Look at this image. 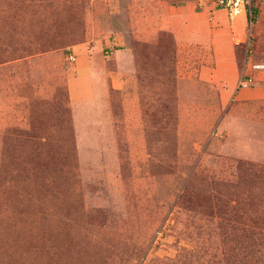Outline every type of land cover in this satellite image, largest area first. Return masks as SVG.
Masks as SVG:
<instances>
[{
    "label": "rangeland",
    "instance_id": "374dc122",
    "mask_svg": "<svg viewBox=\"0 0 264 264\" xmlns=\"http://www.w3.org/2000/svg\"><path fill=\"white\" fill-rule=\"evenodd\" d=\"M251 5L0 0V264H264Z\"/></svg>",
    "mask_w": 264,
    "mask_h": 264
},
{
    "label": "built area",
    "instance_id": "2783aa9c",
    "mask_svg": "<svg viewBox=\"0 0 264 264\" xmlns=\"http://www.w3.org/2000/svg\"><path fill=\"white\" fill-rule=\"evenodd\" d=\"M214 7L223 9L228 19L234 22L237 19L244 18L248 26H251L254 19L251 0H212ZM264 68V65H262ZM243 86L245 83H241Z\"/></svg>",
    "mask_w": 264,
    "mask_h": 264
},
{
    "label": "crops",
    "instance_id": "0c3cea01",
    "mask_svg": "<svg viewBox=\"0 0 264 264\" xmlns=\"http://www.w3.org/2000/svg\"><path fill=\"white\" fill-rule=\"evenodd\" d=\"M221 10H223V9H221ZM85 54H87V53H85ZM82 65H84L85 66L84 68H86V69L83 70L84 71V75H83L84 79L86 77H90L91 78V80L89 81V83L87 85L88 87H91V89H92V91H91V95L92 96L91 97L93 99H94V97L98 98L100 93L103 91L104 86H103V82L101 81V77L100 76H99L98 79H96L98 76L94 77L93 74L91 75L93 67H94L93 60L89 59L87 62H83L82 61ZM98 82H99V85H98Z\"/></svg>",
    "mask_w": 264,
    "mask_h": 264
},
{
    "label": "trees",
    "instance_id": "16d2710c",
    "mask_svg": "<svg viewBox=\"0 0 264 264\" xmlns=\"http://www.w3.org/2000/svg\"><path fill=\"white\" fill-rule=\"evenodd\" d=\"M252 10H253V13H256V9L255 8H252Z\"/></svg>",
    "mask_w": 264,
    "mask_h": 264
}]
</instances>
